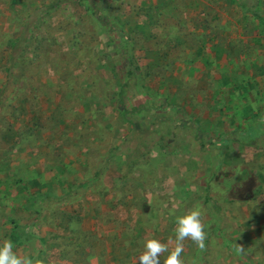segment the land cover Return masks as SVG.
Listing matches in <instances>:
<instances>
[{"label":"rangeland","instance_id":"1","mask_svg":"<svg viewBox=\"0 0 264 264\" xmlns=\"http://www.w3.org/2000/svg\"><path fill=\"white\" fill-rule=\"evenodd\" d=\"M62 2L0 0V241L16 223L45 264H137L200 204L185 264H264V0Z\"/></svg>","mask_w":264,"mask_h":264},{"label":"clouds","instance_id":"2","mask_svg":"<svg viewBox=\"0 0 264 264\" xmlns=\"http://www.w3.org/2000/svg\"><path fill=\"white\" fill-rule=\"evenodd\" d=\"M174 239L168 244L157 238H147L143 250L137 257V264H161V257L168 253L163 264H185L182 259L185 240H191L200 250H204L207 240L205 210L200 204L194 205L186 213L175 217ZM170 245H173L171 248ZM16 244L8 238L0 241V264H45L38 255L20 254ZM238 250L243 251L238 246Z\"/></svg>","mask_w":264,"mask_h":264},{"label":"trees","instance_id":"3","mask_svg":"<svg viewBox=\"0 0 264 264\" xmlns=\"http://www.w3.org/2000/svg\"><path fill=\"white\" fill-rule=\"evenodd\" d=\"M62 3H63L62 0H52V3L49 5V7L48 6L45 7L41 12L38 11V15H35V16L33 15L34 16L33 19L38 18L39 14L43 15V14L51 12L52 10L56 9L59 5H61ZM28 28L30 27H29V24L27 23L24 27L23 35H26ZM15 65L16 64L9 65V68L11 69L10 70L11 75L15 73ZM5 87L6 85H2L0 87V94H2L5 91L6 89ZM123 87L125 86H122L121 89ZM119 103L120 104L118 107L120 109L121 116L123 117L126 123L131 125V130L136 132L137 127L133 123V119H132L133 115H135L136 113V109H127L122 102L121 96L119 97ZM255 117H256V114L254 115V118ZM251 131L252 130L248 128V130L245 131L244 136H246L247 138L251 136L252 134ZM166 146L168 145L161 144L162 148H166ZM146 153H147V147L145 145L135 146L132 143H130L127 152H125L123 156L127 161H130V160H135L142 156H145ZM37 185H38V182H35L34 186H37ZM25 232H26L25 229H22L20 226H18V224L15 223L9 233V239H11L16 244L17 247H22L28 242V239L30 238V237H25Z\"/></svg>","mask_w":264,"mask_h":264}]
</instances>
